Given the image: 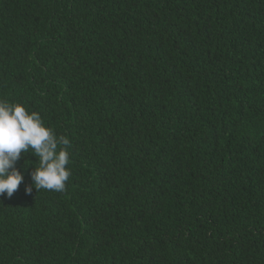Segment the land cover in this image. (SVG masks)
Listing matches in <instances>:
<instances>
[{
	"label": "trees",
	"instance_id": "1",
	"mask_svg": "<svg viewBox=\"0 0 264 264\" xmlns=\"http://www.w3.org/2000/svg\"><path fill=\"white\" fill-rule=\"evenodd\" d=\"M0 100L72 173L21 155L0 264H264V0H0Z\"/></svg>",
	"mask_w": 264,
	"mask_h": 264
},
{
	"label": "clouds",
	"instance_id": "2",
	"mask_svg": "<svg viewBox=\"0 0 264 264\" xmlns=\"http://www.w3.org/2000/svg\"><path fill=\"white\" fill-rule=\"evenodd\" d=\"M70 143L66 136L57 135L47 126L38 112L29 111L21 103L0 100V195L11 197L23 182V171L16 163L29 151L38 164L31 172V183L25 185V193L31 194L33 187L38 191H64L72 174L68 167ZM22 167L27 168L25 161Z\"/></svg>",
	"mask_w": 264,
	"mask_h": 264
}]
</instances>
